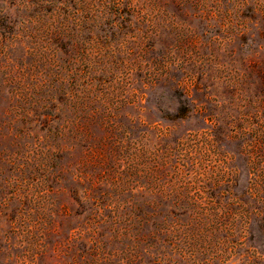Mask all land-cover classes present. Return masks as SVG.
<instances>
[{"label":"rangeland","instance_id":"obj_1","mask_svg":"<svg viewBox=\"0 0 264 264\" xmlns=\"http://www.w3.org/2000/svg\"><path fill=\"white\" fill-rule=\"evenodd\" d=\"M0 264H264V0H0Z\"/></svg>","mask_w":264,"mask_h":264}]
</instances>
